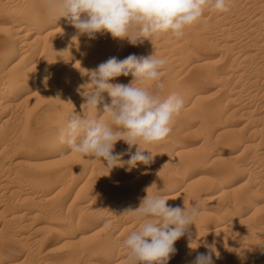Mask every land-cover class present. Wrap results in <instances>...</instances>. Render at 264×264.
Returning <instances> with one entry per match:
<instances>
[{"label":"bare ground","instance_id":"bare-ground-1","mask_svg":"<svg viewBox=\"0 0 264 264\" xmlns=\"http://www.w3.org/2000/svg\"><path fill=\"white\" fill-rule=\"evenodd\" d=\"M228 7L206 8L182 38L158 34L132 46L50 20L45 0H0V264H131L124 240L139 225L124 212L147 191L200 209L167 264H189L212 243L215 264H264V0ZM153 53L167 60L162 85L143 86L161 98L178 93L185 105L165 140L140 142L149 165L110 170L59 142L70 113L99 115L83 106L91 70ZM41 106L48 118L24 137L27 114ZM193 131L200 152L186 141ZM137 147L118 141L114 151L127 161Z\"/></svg>","mask_w":264,"mask_h":264},{"label":"clouds","instance_id":"clouds-1","mask_svg":"<svg viewBox=\"0 0 264 264\" xmlns=\"http://www.w3.org/2000/svg\"><path fill=\"white\" fill-rule=\"evenodd\" d=\"M45 7L50 20L66 19L79 35L95 38L97 33H109L112 38L126 40L132 46L151 41L158 34L170 33L177 39L182 38L184 30L195 24L206 8L219 12L229 10L228 0H45ZM166 63V58L154 53L130 54L122 60L110 57L100 63L88 73L92 88L83 94V106L99 115L70 113L65 126L59 130V142L73 153L101 160L110 170L125 164L128 170L138 163L149 165L153 155L141 148L140 142L155 144L165 140L174 118L185 105L178 93L161 98L143 86L146 82L158 81ZM129 75L133 80L128 84L111 82ZM105 93L110 97V104L105 103ZM121 140L129 149L138 146L127 161L122 160L126 153L114 151ZM167 201L147 191L139 207L125 210L139 225L124 240L131 264H167L176 253L175 242L189 233L200 215L195 205L186 209L169 205ZM205 247L208 251L198 253L189 264H215L213 254L218 256L215 244Z\"/></svg>","mask_w":264,"mask_h":264},{"label":"rangeland","instance_id":"rangeland-1","mask_svg":"<svg viewBox=\"0 0 264 264\" xmlns=\"http://www.w3.org/2000/svg\"><path fill=\"white\" fill-rule=\"evenodd\" d=\"M56 26V27H55ZM55 26H53V27H55V28H57L58 26H59V24L58 25H56L55 24ZM204 53H206V52H204V51H202L200 54H204ZM162 70V69H161ZM163 75H161L160 74V79L158 80V81H155V82H151V84H150V82H147L148 83V85L149 86H153V88H157V87H160L162 84H160V83H162V80H163ZM160 82V83H159ZM211 84H207L206 86L207 87H209L208 88V90H207V92H206V94L207 95H209V94H211L212 95V93H214L215 92V90L217 89L215 86V88L213 89L212 88V85L210 86ZM204 87V85H199L198 86V88H203ZM212 90H211V89ZM210 89V90H209ZM211 91V92H210ZM25 106V105H24ZM24 106H22L21 105V109L24 107ZM27 109H28V106L26 105L25 106ZM24 107V108H25ZM23 108V109H24ZM25 108V109H26ZM44 107L43 106H41V107H38L37 108V110L36 111H32V112H29L27 115H28V117L26 118V124H27V126H26V129L28 130H23V134H25L24 135V137H27V135H28V133L29 134H32V133H34V132H38L39 130H37V128L40 126V123L43 125L44 123H45V121H46V119L48 118L47 116H44L43 117V115H42V113H43V109ZM47 117V118H46ZM234 120L237 122V127L238 128H240V127H242L243 126V121L241 120V118H234ZM44 121V122H43ZM196 121V120H195ZM240 121V122H239ZM239 122V123H238ZM241 123V124H240ZM29 124V125H28ZM242 125V126H241ZM174 127V126H173ZM172 127V128H173ZM39 129V128H38ZM195 129V128H194ZM191 136V137H190ZM202 140V136L200 135V133L198 132V135H197V132L195 133L194 131H193V133L191 134V135H189V136H187V138H186V141L187 142H189L190 144H191V147H193V150L196 148V145H197V148L201 145L200 143H201V140L199 139V138ZM192 138V139H191ZM122 141V140H121ZM199 141V142H198ZM194 144H196V145H194ZM199 145V146H198ZM196 148V150H195V152H200V149H197ZM238 181V179H236L235 180V182H237ZM1 227V226H0ZM57 253V252H56ZM58 253H60V252H58ZM24 257V254L22 253L21 254V259Z\"/></svg>","mask_w":264,"mask_h":264}]
</instances>
